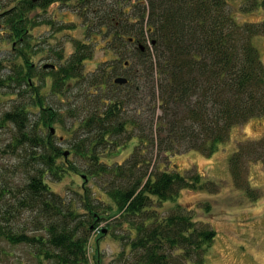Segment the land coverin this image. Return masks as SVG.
Instances as JSON below:
<instances>
[{"label": "trees", "instance_id": "1", "mask_svg": "<svg viewBox=\"0 0 264 264\" xmlns=\"http://www.w3.org/2000/svg\"><path fill=\"white\" fill-rule=\"evenodd\" d=\"M80 1L94 3L90 19L99 33L110 25L121 42L126 39L133 45L131 53L121 59L126 72H115V77L123 75L128 82L114 81L119 90L106 95L105 85L94 83L99 88L90 93L95 95L97 106L80 122L86 134L84 149L73 145L94 161L88 175L112 177L106 183L112 200L109 209L128 225L123 238L129 239L131 259L125 260L128 264H207L217 232L209 221L197 220L194 208L178 199L184 189L215 193L213 181L210 190L209 180L196 170L150 171L152 158L148 156L157 153V157H167L191 150L211 156L230 139L233 127L264 116V63L253 42L263 28L256 22H238L228 0H136L139 20L131 24L113 7L115 4ZM50 2L23 0L0 13L10 29L9 37L22 43L28 34L26 13ZM253 4L264 9V0H251ZM83 45L68 64L50 70L59 92H63L66 79L83 77ZM21 55L20 66L26 74L17 85H30L33 64L26 53ZM22 72L19 70V77ZM35 94L36 112L28 109L25 100H19L0 121V126L15 124V142L9 147L15 152L26 149L28 154L22 179L2 174L0 264H9L13 257L16 264H92L89 240L93 232L104 229L100 223L107 217L100 208L106 200L93 196L86 187L79 207L75 196L67 199L51 188V178L61 179L81 168L68 161L67 150L55 139L51 125L63 122L61 114L44 106L40 88ZM31 113L38 115L36 123L31 124ZM138 127H143V133L133 134ZM45 128L50 131L39 133ZM124 133H128L126 143L138 139L131 157L123 162L103 160L98 149L106 144L121 146L120 135ZM252 160L264 163V135L240 141L231 154L234 183L240 184L241 170ZM20 166H15L14 176ZM168 203L172 206L166 209ZM206 208L210 210V205ZM20 247L33 263L15 257Z\"/></svg>", "mask_w": 264, "mask_h": 264}, {"label": "rangeland", "instance_id": "2", "mask_svg": "<svg viewBox=\"0 0 264 264\" xmlns=\"http://www.w3.org/2000/svg\"><path fill=\"white\" fill-rule=\"evenodd\" d=\"M98 1L115 4L113 7L122 11L121 16L129 18V24L139 20V17L135 16L136 0H124L118 3L117 0ZM22 2L23 0H0V13L17 4L21 5ZM228 2L238 22H256L263 28L260 34L253 37V42L264 63V9L251 5V0H228ZM93 7L94 3L91 4L89 1L83 4L78 0L75 2L61 0L29 10L26 13L25 23L28 34L22 43H18L14 36L9 37L10 29L7 28L4 20H0L3 23L0 29V78L2 80L0 81V121L4 112L11 110L19 100H25L28 109L36 112L39 107L33 103L37 100L35 91L40 88L44 106L60 113L63 119V122H55L51 125V128H54L55 139L64 150H67L68 161H72L81 168L80 173L71 171L72 173L61 179L51 178L49 181L51 188L67 199L75 196L79 207H82L80 194L85 192L86 187L93 192V196L105 199L100 210L107 218L100 223V227L104 229L93 232L89 240L90 262L92 264H128L127 262L131 259L128 253L129 239L123 238L127 233L128 225L121 219L118 220V216H113L114 210L109 209L112 200L106 192L108 189L106 183L112 177L103 173L101 176L88 175L89 169H93L94 161L73 148V145H80L84 149L86 134L80 122L82 117L97 106L95 95L90 93L92 89L99 88L94 83L98 81L105 85L104 95L117 92L119 89L114 82L115 72H126L124 60L121 61V59L131 53L133 46L126 39L121 42L110 25L104 26L99 33L98 27L96 28V24L90 19V16H93ZM117 19L120 18L117 17ZM80 44H84L82 52L86 55L82 69L83 77L66 79L63 92H59L54 87L55 77L50 72L54 68L51 66L44 68V65L54 64L58 69L68 64L73 54L79 50ZM22 51L29 56L33 64V76L30 85L24 82L22 86H18L19 79L26 74V69L20 66L23 63ZM21 69L23 72L19 77L18 72ZM11 76L13 78L9 80ZM2 83H8V85ZM102 105L99 106L100 109H104ZM29 118L32 124L36 123L39 117L36 113H31ZM145 119V117L140 119V124H143ZM15 129L13 123L0 126V184L5 176L2 175L3 173L11 175L12 180L19 181L22 179L24 165L26 167L25 161L28 156L26 149L19 148L17 150L23 152H15L12 147H9L15 142L13 139ZM48 131L50 128H45L39 133L45 134ZM139 133H143V127L134 129L133 134ZM127 134L120 135L121 146L106 144L98 149L103 154L101 156L103 160L109 163L123 162L131 157L138 139L135 137V143H126L124 137ZM263 135L264 116L255 117L233 127L230 139L221 144L211 156L197 150L167 157L165 155L157 157V153L148 156L152 158L150 171L155 172L160 168H177L183 173L196 170L209 180L210 190L213 188L210 181H213L215 193L207 190L184 189L178 199L186 207L194 208L193 213L197 220L209 221L217 232L206 256L207 264H264V163L258 160L247 161L241 170L242 177L239 185L233 181L229 164L230 156L237 149L240 141L259 139ZM30 147L31 145H28L29 149ZM16 165L22 166L19 167L21 170L18 169V175L14 176L13 171L16 170ZM253 195H258L259 198L254 200ZM208 204L210 210L206 208ZM171 206L172 204L168 203L166 209ZM166 209H163L164 214L167 213ZM126 248L127 251H125ZM26 256L21 247L15 252L16 258L21 257L33 263L31 256H28L29 259ZM9 264H16L14 257Z\"/></svg>", "mask_w": 264, "mask_h": 264}, {"label": "water", "instance_id": "3", "mask_svg": "<svg viewBox=\"0 0 264 264\" xmlns=\"http://www.w3.org/2000/svg\"><path fill=\"white\" fill-rule=\"evenodd\" d=\"M33 1L36 2V1H40V0H33ZM1 27H2V24H1V22H0V29H1ZM49 66H51V67H55L54 64H46V65H45V67H49ZM114 81H115L116 83H119V84H125V83L128 82V79H127L125 76H123V75H119V76L115 77ZM53 131H54V129H53ZM66 155H67V153H66Z\"/></svg>", "mask_w": 264, "mask_h": 264}, {"label": "flooded vegetation", "instance_id": "4", "mask_svg": "<svg viewBox=\"0 0 264 264\" xmlns=\"http://www.w3.org/2000/svg\"><path fill=\"white\" fill-rule=\"evenodd\" d=\"M40 1H41V0H40ZM40 1H36V2H40ZM52 1H53V2H54V1H57V2H58V1H61V0H52ZM67 1H68V0H67ZM69 1H71V0H69ZM72 1H73V0H72ZM75 1H76V0H74V2H75ZM78 1H80V0H78ZM34 2H35V1H34ZM80 3H83V2L80 1ZM0 20H3V17L1 18V16H0ZM0 22H1V21H0ZM1 24H2V27H3V23H2V22H1ZM2 27H1V28H2Z\"/></svg>", "mask_w": 264, "mask_h": 264}]
</instances>
